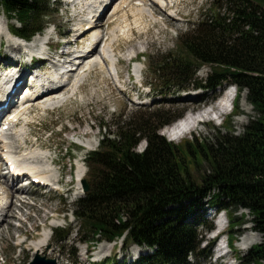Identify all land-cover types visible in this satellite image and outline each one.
<instances>
[{"label":"trees","instance_id":"obj_1","mask_svg":"<svg viewBox=\"0 0 264 264\" xmlns=\"http://www.w3.org/2000/svg\"><path fill=\"white\" fill-rule=\"evenodd\" d=\"M264 0H215L201 21L180 38L179 54L150 64L153 77L163 88L188 87L215 91L224 83L237 86L239 97L255 111L241 134L227 126L215 141L185 140L175 144L160 129L178 119L158 112L140 114L103 125L98 150L89 154L90 190L75 203L82 242L95 246L103 241L136 244L154 250L137 264H191L189 259L208 254L201 249L200 227L207 220V205L229 216L234 248L237 216L247 209L254 230L264 235ZM15 34L30 38L43 30L51 11L47 0H0ZM208 66L206 79L197 69ZM163 93V92H161ZM240 112V103L236 107ZM142 141L147 146L138 147ZM210 197V198H209ZM245 215V214H244ZM72 228L56 229V240H68ZM235 249V248H234ZM75 256L76 253L73 252ZM242 264H264V242L240 259ZM115 264V263H113Z\"/></svg>","mask_w":264,"mask_h":264},{"label":"rangeland","instance_id":"obj_2","mask_svg":"<svg viewBox=\"0 0 264 264\" xmlns=\"http://www.w3.org/2000/svg\"><path fill=\"white\" fill-rule=\"evenodd\" d=\"M67 1L47 0L51 14L47 18L46 24H50H44V27L50 31H54L57 27L59 33L65 38H72L69 33L73 32L70 30L75 27V24H69L68 11L72 9V6H69ZM124 1L117 0L114 6L110 7L111 9L108 8L107 13L109 12L111 15L108 16L109 18H105L107 14L105 13V19L101 20L99 29L103 41L97 51L99 52L102 44L106 43L111 56H115L107 63L98 65L91 69L92 71H86L87 73L85 72L79 77L78 82L82 83V86L76 92L71 89L69 90L70 94L69 91L66 94H60V99H66L61 104L48 107L46 111L43 108V101L32 103L33 108L27 119L31 122L28 129L29 151L42 150L51 154V157L58 163V165H54L52 174L59 177L60 172L64 173L62 175L65 184H68L65 186L69 193L62 191L43 195L34 188H30L23 192V196L28 198L25 202L18 200L19 192L13 195L15 201H13V215L15 217L10 219V224L4 223L5 225L0 230L4 234L0 240V264H31L36 259L34 254L37 251L35 247L38 243H43L46 248L45 255L40 257L54 260L55 264L57 261L63 262L61 264H74L75 260L80 264H96L103 256L109 255H112L111 261L116 264H135L141 257L152 253L149 248L138 247L134 244L128 245L122 240L118 243L102 242L94 247L89 243L82 242L84 238H82L83 235L78 234L79 223L75 218L74 211L75 203L83 196L81 195L83 189L77 190V182L75 180L73 182L71 178L72 173H75L72 170H77L76 176H78V168L83 165L86 177H88L85 160L89 153L99 146L103 135L108 133L109 130L107 131L103 125L110 124L112 131H115L113 124L119 121L121 115L128 118L158 112L163 116L172 117L181 112H185V114L191 112L199 106L202 108L205 102H210L215 95L212 91H194L190 88L177 92L172 88L162 89L163 81H160V77L157 79L153 77L149 68L153 62L179 54L180 38L191 30L195 23L201 21L203 14L206 10L208 11L215 0H164L161 1V6L152 4L150 0H129L125 1L126 3ZM128 2V7L124 8ZM120 3H122L121 6H119ZM260 3L264 5V2ZM166 4L168 7H165ZM117 6L120 9L114 12L113 8ZM86 20L76 24L79 29L86 24ZM0 23L4 28L6 25L8 27L19 26L16 20H9L1 5ZM7 34L9 35V33ZM7 34H0V43L8 41L7 47L0 48L1 69H4L8 64L9 60L6 59L10 58V52H16L10 46ZM53 38H57L55 33ZM89 40L87 38L81 42L85 43ZM104 49L107 47L105 46ZM62 50L63 48L57 52L60 53ZM95 56L93 60L99 58L98 54ZM117 59L119 60L118 69L121 81H118L113 67L114 62L117 63ZM13 62V64H17L16 61L13 60ZM37 65L39 69L40 67L49 68V64L45 65L41 61ZM139 69H143V80L147 84L145 89L140 86ZM210 74L211 69L208 66L202 67L196 72V76L200 79H206ZM75 76L78 77L79 74L77 73ZM151 86L157 90L155 93L163 92L165 94L163 96L161 94L160 96L154 95L155 93L151 92ZM220 91L217 89V94ZM202 93H205V98L202 101H197V96ZM239 103L241 116L220 117L217 121H210L202 125L201 131L190 132L178 140L177 136L175 140L171 138L172 142L180 144L185 140L195 141L196 138L200 142L205 140L214 142L218 132H228L227 126H230L236 134L243 133L250 123L251 117L255 116V111L247 103L246 93L241 95ZM250 109L253 110L252 114L248 113ZM25 129L21 127L19 131L23 130L24 132ZM29 132L32 135H29ZM21 143L25 145L22 139L15 142L14 150L17 152L20 150V153L24 155L25 147ZM82 143L88 149L92 147V150L85 149L81 145ZM145 146L146 142L142 141L138 151H143ZM20 197L22 196L20 195ZM207 210L205 211L206 218L213 223L215 228L218 227L220 220L225 224L229 222V216L225 210H222L220 215H217V212L215 215V211L211 208ZM237 216L243 219L241 221L244 225L236 229L238 234L235 243L236 249L228 254L225 260L216 263L220 245L226 244L227 236L231 231L230 229L225 230L223 238L214 242L215 234L200 227L199 231L204 240L201 249H207L208 254L191 258L192 264H235V257L239 264H242L240 259L248 256L254 246L264 242V235L254 230V223L251 222L253 217L249 215V211L240 209ZM66 226L73 230L67 241L59 242L56 240L53 230ZM250 239L251 243L247 244ZM73 252L76 253V256L72 254ZM102 264H108V262Z\"/></svg>","mask_w":264,"mask_h":264},{"label":"bare ground","instance_id":"obj_3","mask_svg":"<svg viewBox=\"0 0 264 264\" xmlns=\"http://www.w3.org/2000/svg\"><path fill=\"white\" fill-rule=\"evenodd\" d=\"M111 2V0H82V2H81V6H83V9L85 8V7H89L90 8V12H89V14H90V18L92 19V21H96V25H94V26H92L91 28H90V31H88V32H86V33H84V34H82L80 37H79V41H82V40H84V39H89L90 38V40L87 42V47H84V49H82V50H80V51H75V50H73V51H71V52H69V53H67V57L69 58V59H71L72 57H71V55L72 54H77V53H82V52H85L86 50H88V49H90V48H92L93 47V49H92V52L91 53H89V54H85V56H80V57H78V58H75V59H77V60H81V62H82V67H80L81 68V70H84V72H86V71H90L91 69H93L94 67H96V66H98V65H102L103 63H105V61H104V59L102 58V56H101V52H99V58H97V59H95V60H93V58H94V56L97 54L96 52H97V45L99 44V43H96V44H94L95 43V40L99 37V36H101V33L99 32V29L101 28V20H103V18L105 17V13H104V16L101 18V13H102V11H103V9L105 8V6H107L109 3ZM126 3V2H125ZM121 6V5H120ZM97 8V9H93V8ZM120 9V7H117V8H115L114 9V12H116V11H118ZM2 21H3V24H4V17H3V19H2ZM82 21H84L85 22V20L83 19ZM81 22V21H80ZM81 25H83L84 23H80ZM88 24V21H87V23L85 24V25H83L82 27H80V29H82L84 26H86ZM7 28H8V25H7ZM0 29H3L4 30V27L1 25V23H0ZM5 31V30H4ZM8 33H9V35L11 34V32H10V30H9V28H8ZM12 35V34H11ZM16 37V36H15ZM46 39H47V37H46ZM9 40V43H10V46L12 47V49H14L17 53H20V47H19V45H17L16 44V42H14L12 39H8ZM100 41H102V38L100 39V40H98V42H100ZM72 42V39L69 41V45L73 48V46H74V44L73 43H71ZM1 43H3V42H1ZM79 43V42H78ZM104 51L106 52L107 51V49H104ZM7 61L9 60V62H8V64H13L14 62H13V60L14 61H16V63L18 64V62H20V61H17L16 59H12V58H9V59H6ZM10 60H12L11 62H10ZM73 60H69V63H71ZM42 62V61H41ZM54 65H56V63H54ZM10 67H12V65L10 66ZM7 68V67H6ZM5 68V69H6ZM1 69V68H0ZM3 70V69H2ZM18 71V70H17ZM75 73V75H76V72H74ZM17 75H19V73L17 74ZM23 74H21V76H22ZM2 76H4V78L2 79V81H0V91H3L2 90V88H1V86L4 84L5 85V82L7 83L9 80H13L12 79V77H8V74H3ZM12 76V75H11ZM14 77V76H13ZM59 78V77H58ZM60 78H63V76L62 75H60ZM48 85V87L47 88H52V90L50 91V92H48V93H46V94H44V95H42V96H38L37 98H35L36 97V94L38 93V92H36L35 93V97H34V99H32L31 101H29L30 103H36V102H40V101H43V103H44V106H43V108L44 109H46L47 110V108L48 107H55L56 105H58V104H61L62 102H64V100L65 99H60V97H59V95L60 94H62V93H64V94H66L69 90H75V83H69V84H65V85H63L61 88L60 87H58V88H56L55 89V83H53V82H50V83H48L47 84ZM43 89H45V88H42L41 89V91L43 90ZM41 91H40V93H41ZM69 94H70V91L68 92ZM17 94H15V96H16ZM14 95H10L9 96V98H8V100H9V102H10V108H12V106H13V100H14V97H15ZM202 98H205V93H204V95L203 96H201ZM199 99H197V101H198ZM28 102V103H29ZM8 107V108H9ZM201 106H199V107H196L194 110H191V112H189V113H187L185 116H184V118H182L181 119V121H183L181 124H179L175 129H176V132H175V134H174V137H171L173 140H175V138H176V136H177V140L178 139H180V138H182L184 135H186V134H188V133H190V132H193V131H196V130H202L201 128H202V125H204V124H206V123H208V122H210V121H217V119H220V115H222V111H221V109L217 106V105H213V110H214V113H211L212 111L211 110H205V108L207 107V106H205V104L204 105H202V108H200ZM25 109H27V108H25ZM49 109H51V108H49ZM22 111H24V109L22 110ZM6 112V110H4V111H2L1 113H0V117L2 116V115H4V113ZM248 113L249 114H252L253 113V110L252 109H250L249 111H248ZM244 116V115H243ZM246 118V117H245ZM185 123V124H184ZM187 123H190V125L189 126H187ZM9 132H11L12 133V131H7V132H3L1 135L5 138V139H9L11 136H13V137H16V136H19V134H20V132L21 131H19V130H16L15 131V133H14V135L13 134H11V133H9ZM16 135V136H15ZM179 135V136H178ZM26 145H29L28 144V141L26 142ZM82 145L85 147V145H84V143H82ZM4 147H6V146H4ZM86 149H88L87 147H85ZM91 149H92V147H90ZM91 149H89V150H91ZM26 152H25V156L27 157V156H29V155H35V154H33V153H36V152H40V151H29V147H27L26 148V150H25ZM42 151V150H41ZM43 152V151H42ZM32 160V159H31ZM55 161L56 160H52V163L53 164H56V165H58V163H57V161H56V163H55ZM39 171H41L40 169H38V170H36V171H33V172H31V177H33V176H36L35 174V172H39ZM63 173V172H62ZM62 173L60 172V174H61V178H60V182H64L65 181V179H64V177H63V175H62ZM71 173V172H70ZM64 174V173H63ZM74 175H76V173H72V175L71 176H74ZM86 177V170H85V167H83V165L82 166H79V168H78V176H76V182H77V190L78 191H80V190H82L83 188H82V180L84 179ZM72 178V177H71ZM69 181V180H68ZM73 181V180H72ZM64 184H65V182H64ZM65 185H68V184H65ZM13 190H16V191H18L17 189H15V187H10L9 189H7L6 191H4V192H1V190H0V197L1 196H5V199H4V201H5V206L7 207V209L5 210V206L3 205V206H0V230L3 228V226L5 225L4 223H7V224H10L11 222H9L10 221V219L14 216L13 215V195H15L16 193H13ZM19 193H20V195L22 196V197H20V195H19V197H18V200H20V201H23V202H25V200H27L28 198H27V196H23L24 195V193L23 192H20V191H18ZM23 193V194H22ZM74 194V193H73ZM12 198V199H11ZM11 200V201H10ZM3 201V202H4ZM15 202V201H14ZM1 203H2V200H1ZM0 203V204H1ZM26 203H28V202H26ZM3 204V203H2ZM15 217V216H14ZM12 227V226H11ZM3 236H4V234L2 233V232H0V240L3 238ZM253 238V237H252ZM255 239V238H254ZM248 240V239H247ZM245 242V241H244ZM251 243V239L249 240V241H247V244H250ZM245 244V243H244ZM21 245H23V244H21ZM36 253L34 254V256L36 257L37 255H39V256H44L45 255V245L43 244V243H38L37 245H36ZM102 251H103V249H102ZM61 263H63V262H61V261H57V264H61Z\"/></svg>","mask_w":264,"mask_h":264},{"label":"water","instance_id":"obj_4","mask_svg":"<svg viewBox=\"0 0 264 264\" xmlns=\"http://www.w3.org/2000/svg\"><path fill=\"white\" fill-rule=\"evenodd\" d=\"M83 187H84V192H88L89 191V183L87 182V180H83ZM40 263H44V264H55L54 260H46L44 258L41 257H37L35 261L32 262V264H40Z\"/></svg>","mask_w":264,"mask_h":264}]
</instances>
